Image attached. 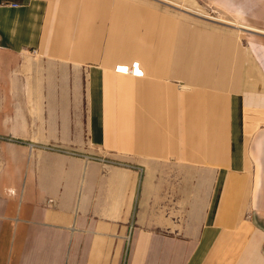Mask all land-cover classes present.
<instances>
[{"label": "crops", "instance_id": "0c3cea01", "mask_svg": "<svg viewBox=\"0 0 264 264\" xmlns=\"http://www.w3.org/2000/svg\"><path fill=\"white\" fill-rule=\"evenodd\" d=\"M204 1L264 30V0ZM236 23L262 34L145 0H0V50L37 52L40 98L86 100L91 144L135 159L86 172L79 195L0 190V245L46 236L63 262L103 244L130 264H264V31Z\"/></svg>", "mask_w": 264, "mask_h": 264}, {"label": "rangeland", "instance_id": "374dc122", "mask_svg": "<svg viewBox=\"0 0 264 264\" xmlns=\"http://www.w3.org/2000/svg\"><path fill=\"white\" fill-rule=\"evenodd\" d=\"M145 1L181 18L239 34L240 38L246 40H253L255 35L262 34L238 29L240 25L236 21L260 28L254 22L219 11L204 0L181 2L201 9L216 19L228 20L231 26L189 15L162 0ZM37 57V52L0 50V136L6 138H0V190L18 193L34 189L46 196L68 189L79 195L87 190V182L81 181L86 172L100 171V164L117 166V163H130L135 159L102 152L95 143L91 144L87 132L86 100L74 101L72 98L69 106L64 107L62 100H52L54 95L46 93L40 98L35 91L36 79L32 75L36 65H41ZM32 63L34 68L30 75L26 70L30 72ZM46 66L43 64V67ZM88 224L94 222L89 220ZM45 237L42 236L34 244L0 245V264H130L127 257L113 254L111 246L103 244H76L70 251L68 262L56 260L58 255L63 256L65 252L57 251L56 246L43 241ZM116 248L118 250L120 246Z\"/></svg>", "mask_w": 264, "mask_h": 264}, {"label": "trees", "instance_id": "16d2710c", "mask_svg": "<svg viewBox=\"0 0 264 264\" xmlns=\"http://www.w3.org/2000/svg\"><path fill=\"white\" fill-rule=\"evenodd\" d=\"M0 138H2V139H6L5 137H2V136H0Z\"/></svg>", "mask_w": 264, "mask_h": 264}]
</instances>
